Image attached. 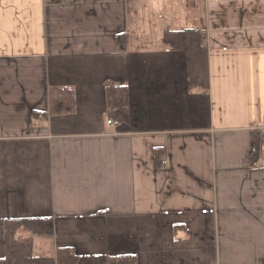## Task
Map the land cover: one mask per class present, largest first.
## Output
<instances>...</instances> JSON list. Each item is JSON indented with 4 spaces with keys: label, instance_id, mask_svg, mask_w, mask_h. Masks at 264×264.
Returning <instances> with one entry per match:
<instances>
[{
    "label": "crops",
    "instance_id": "obj_1",
    "mask_svg": "<svg viewBox=\"0 0 264 264\" xmlns=\"http://www.w3.org/2000/svg\"><path fill=\"white\" fill-rule=\"evenodd\" d=\"M183 27L204 32L207 90L164 41ZM114 84L128 120L108 113ZM64 86L76 110L53 115ZM258 130L264 0H0V258L7 219L51 217L12 264H58L61 246L77 264H264Z\"/></svg>",
    "mask_w": 264,
    "mask_h": 264
},
{
    "label": "trees",
    "instance_id": "obj_2",
    "mask_svg": "<svg viewBox=\"0 0 264 264\" xmlns=\"http://www.w3.org/2000/svg\"><path fill=\"white\" fill-rule=\"evenodd\" d=\"M164 41L173 49L183 51L186 55L188 84L190 87H209L208 50L204 32L199 27H183L182 29H166ZM50 110L53 115L73 113L76 110L75 91L67 86L50 88ZM106 100L108 113L119 120L130 117V100L124 86L119 84L107 85ZM43 114V112H36ZM45 115V113H44ZM255 132L252 151V164L261 156L264 148V130ZM54 220L51 217H17L6 220V254L0 258V264H12L17 258L32 255V235L52 236L54 234ZM25 232L31 236H20ZM58 264H77L79 255L73 247L61 246L57 250ZM108 264H138V257L133 253L110 255Z\"/></svg>",
    "mask_w": 264,
    "mask_h": 264
},
{
    "label": "built area",
    "instance_id": "obj_3",
    "mask_svg": "<svg viewBox=\"0 0 264 264\" xmlns=\"http://www.w3.org/2000/svg\"><path fill=\"white\" fill-rule=\"evenodd\" d=\"M110 123H112V122H115V123H117L118 121H116V120H113V119H110V120H108Z\"/></svg>",
    "mask_w": 264,
    "mask_h": 264
}]
</instances>
